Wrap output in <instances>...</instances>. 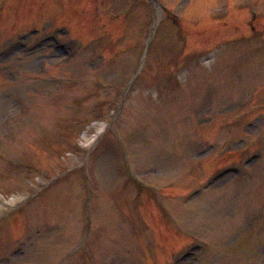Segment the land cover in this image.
Returning <instances> with one entry per match:
<instances>
[{
	"label": "rangeland",
	"instance_id": "1",
	"mask_svg": "<svg viewBox=\"0 0 264 264\" xmlns=\"http://www.w3.org/2000/svg\"><path fill=\"white\" fill-rule=\"evenodd\" d=\"M0 264H264V0H0Z\"/></svg>",
	"mask_w": 264,
	"mask_h": 264
}]
</instances>
